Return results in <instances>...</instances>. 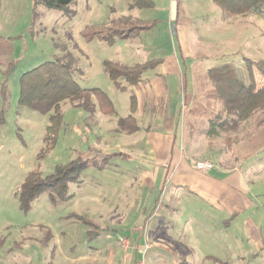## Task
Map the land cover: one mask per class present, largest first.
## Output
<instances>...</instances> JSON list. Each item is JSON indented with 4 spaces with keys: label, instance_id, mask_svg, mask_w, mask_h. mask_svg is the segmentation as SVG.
<instances>
[{
    "label": "rangeland",
    "instance_id": "374dc122",
    "mask_svg": "<svg viewBox=\"0 0 264 264\" xmlns=\"http://www.w3.org/2000/svg\"><path fill=\"white\" fill-rule=\"evenodd\" d=\"M152 1L154 8L137 9L131 7L132 0H76L67 9L55 10L39 0H1L0 38L8 42L10 53L8 58L0 52V264H119L118 246L125 241L131 247L138 240L143 242L149 238L148 227L155 248L148 252L145 264H218L215 260L264 264V150L254 153L243 141L234 154H225L222 134L215 136L213 154L233 166L215 162L209 176L225 181L222 184L230 188L234 178L229 177L238 174L247 192H237L247 195L252 203L230 219L202 198L200 188L193 192L184 187L177 192L171 181L163 186L162 175L155 184L144 185V172H157L154 161H160L163 154L137 142L145 130L133 137L116 131L118 121L130 114V97H137L139 88L122 93L103 66L106 60L128 66L164 60L144 73L141 84L161 78L165 92L158 106L166 105L172 117L180 118L184 91H189L196 67L209 70L227 65L239 80L250 84L242 59L264 60V18L246 15L225 19L211 0ZM126 15L155 21V25L138 38L117 40L113 46L85 40L86 29L100 28ZM53 61L69 64L82 88L104 91L116 113L90 117L66 102L55 144L48 148L49 114L19 108L18 102L22 75ZM254 75L257 87L263 86L256 70ZM103 121L108 125L104 127ZM139 124L147 127L145 122ZM161 126L158 133L164 131ZM80 157L88 166L69 185V199H61L50 190L37 196L28 211L21 208L17 194L29 173L38 171L47 177L58 166ZM176 193L183 194L178 219L187 233L185 250H167L155 241L164 197ZM76 215L101 224L100 236L87 240L88 228L74 219ZM43 241L48 245L40 246ZM182 252L187 254L186 263L179 257Z\"/></svg>",
    "mask_w": 264,
    "mask_h": 264
},
{
    "label": "trees",
    "instance_id": "16d2710c",
    "mask_svg": "<svg viewBox=\"0 0 264 264\" xmlns=\"http://www.w3.org/2000/svg\"><path fill=\"white\" fill-rule=\"evenodd\" d=\"M75 1L39 0V4L49 9L64 10ZM211 1L221 9L225 19L246 15L264 18V0ZM131 7L152 9L155 3L152 0H132ZM154 25L155 21H144L126 15L113 18L100 28L86 29L83 34L89 43L98 40L113 46L117 40L138 38L143 31L151 29ZM7 43L0 38V52L9 58ZM242 60L247 68L249 85L239 80L227 65L209 70L196 67L193 73L192 99L184 110V119L191 131V138H212L222 134V152L225 154H234V148L243 141L249 144L254 153L264 150V85L258 88L254 75L256 70L264 80V60L253 61L247 57ZM161 62L162 60L156 59L144 64L126 66L106 60L103 66L115 88L124 91L123 81L129 86H136L145 72L155 69ZM66 102L83 109L90 117L98 110L106 116H112L116 112L113 102L104 91L98 88H82L75 81L71 66L65 62H46L20 78L19 108H28L50 116V125L45 137L48 148L55 144V134L63 118L62 106ZM120 126L123 127L122 130L130 128L131 132L138 131L131 117L121 120ZM87 166V161L80 157L67 165L58 166L55 173L47 177H43L38 171L29 173L17 194L21 208L28 211L37 196L50 190L55 191L56 196L61 199H69V185L79 179ZM55 197H52V201H56ZM75 219L89 228V240L97 237L99 228L95 222L80 216H75ZM215 261L218 264H228Z\"/></svg>",
    "mask_w": 264,
    "mask_h": 264
},
{
    "label": "crops",
    "instance_id": "0c3cea01",
    "mask_svg": "<svg viewBox=\"0 0 264 264\" xmlns=\"http://www.w3.org/2000/svg\"><path fill=\"white\" fill-rule=\"evenodd\" d=\"M163 63L164 60H162L160 65H162ZM160 65H158L157 67H159ZM193 73L190 80L191 85L189 91H184L186 97L184 98V106L180 118L172 117L166 105H162L161 107L158 106L159 97H161L165 92V86L163 83L164 81L161 78H153L145 85L141 84V79L140 83L136 86H129L126 82L123 81L122 84L125 90L122 91V93H126L128 88V91H131V87L139 88V90L137 91V93H135L137 97H130V114L118 121V128L116 129V131L121 135L133 137L137 133L145 130L143 138H140V140H138L137 142L139 143L141 141L147 144V146L149 145L153 152H161L163 154L160 161H154V165L156 166L155 170H157V172H155L154 174H152L151 172H144V185L146 184L147 186H149L152 183L155 184L158 180V176L162 175L163 186L167 181H171V184H174V186L178 189L177 192L181 191V189L184 187L191 188L192 191L194 190V188H200V190H203L202 198L205 201H209L210 203H212V208L217 209L223 213L225 212V215H227L225 218L230 219L231 217L239 216L240 213L246 210L248 206H251L252 203L249 198L246 197L247 195H243L241 193L238 194L237 192V190H243L247 192L245 182L240 177L237 178L238 174L229 177L231 179L234 178L237 182H239V185H237V183H235V180L232 179V187L230 188L222 184L225 181L221 183L216 181L214 177L209 176V174L215 170V162H222L220 163L222 166H226L227 164L225 163L227 161L226 159L217 158L212 152L211 146H215V136L212 138H191V131L187 128V124L184 119V108L185 106L189 105L192 99L194 89ZM99 113L101 112L98 110L96 112V117H98ZM129 117H131L135 121V125L138 127V131L131 132V130H129L130 128L122 130L123 127H119V123L121 122V120H125ZM141 121L147 123V127H145L144 129L142 125L139 124V122ZM102 124H105L104 127L108 125L105 121H103ZM158 125L159 127L161 125V127L164 126V131L162 133L157 132V128H159ZM128 146L132 147V144H129ZM124 154L125 153L123 152V155ZM207 159H213L214 168L212 170L208 172H200L195 169V162ZM238 161L243 162L239 159L237 160V162ZM190 163H192L191 166H189ZM227 165L233 166L229 164ZM158 167H163L164 169H167V171L165 170L163 172ZM236 168L237 167H235L234 172H237ZM153 176L155 177L153 178ZM182 202L183 194L180 195L176 193L168 197L165 195L164 204L161 205L158 212V214H160L159 231H156L157 235H155V241L160 243L161 247L168 248L167 250L176 248L185 250L188 247L186 244L187 233L185 232L186 230H184V223L182 222V220L178 219V213L179 209L182 206ZM147 214L148 212H146L144 216L148 217ZM237 218L238 217H236L232 224L237 220ZM88 219L98 225L99 229L97 237L95 238L97 239L100 236L102 230L101 224L90 218ZM225 221V219L222 220V226L225 225ZM230 227L231 225L228 228ZM224 228L226 227L224 226ZM88 232L89 228L86 233V238ZM147 232L149 233L150 238L152 236L150 227H148ZM108 238H110V236ZM149 238L148 236H146L143 242H140V240L136 241L133 247H131L130 243H128L127 241L118 246L116 251L120 252L119 264H136L137 261L143 258V256L141 255V249L144 248L146 243L150 244L151 247L147 251V254L148 252L154 250L155 247L152 241H150L152 239ZM87 240L89 239L87 238ZM93 240L89 241L91 242ZM40 244V246L48 245V243L47 245L42 243ZM113 253L111 255H113ZM186 255L187 254L183 252L179 254V257L183 258V263L187 262L185 260ZM112 264H117V262L112 261Z\"/></svg>",
    "mask_w": 264,
    "mask_h": 264
},
{
    "label": "built area",
    "instance_id": "2783aa9c",
    "mask_svg": "<svg viewBox=\"0 0 264 264\" xmlns=\"http://www.w3.org/2000/svg\"><path fill=\"white\" fill-rule=\"evenodd\" d=\"M194 167L196 170L200 172H208L214 168V162L212 160H201L197 161L194 164ZM150 244H147L144 246V248L141 249V255L143 258L136 262V264H145V256L147 254V251L150 249Z\"/></svg>",
    "mask_w": 264,
    "mask_h": 264
}]
</instances>
